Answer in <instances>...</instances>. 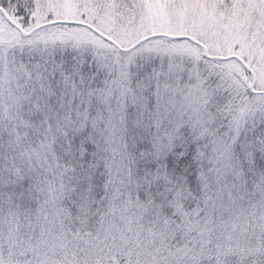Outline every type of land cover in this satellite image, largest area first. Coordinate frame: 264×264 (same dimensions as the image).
Returning a JSON list of instances; mask_svg holds the SVG:
<instances>
[{
    "label": "snow or ice",
    "instance_id": "obj_1",
    "mask_svg": "<svg viewBox=\"0 0 264 264\" xmlns=\"http://www.w3.org/2000/svg\"><path fill=\"white\" fill-rule=\"evenodd\" d=\"M0 264H264V0H0Z\"/></svg>",
    "mask_w": 264,
    "mask_h": 264
}]
</instances>
